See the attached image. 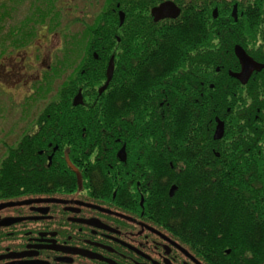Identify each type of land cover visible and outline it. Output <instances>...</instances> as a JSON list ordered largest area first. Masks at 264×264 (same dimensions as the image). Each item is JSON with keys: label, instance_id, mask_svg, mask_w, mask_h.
I'll return each instance as SVG.
<instances>
[{"label": "flooded vegetation", "instance_id": "flooded-vegetation-1", "mask_svg": "<svg viewBox=\"0 0 264 264\" xmlns=\"http://www.w3.org/2000/svg\"><path fill=\"white\" fill-rule=\"evenodd\" d=\"M168 3L177 7L179 16L156 18L153 10ZM84 4L89 10L82 27L107 10L108 0ZM114 6L119 44L112 56L118 107L114 145L86 143L79 150L43 145L42 134L54 130L41 123L35 86L63 49L44 67V58L32 46L43 30L51 33L49 26L39 29L28 48L0 59V69L8 71L0 74L2 80L18 59L21 69L13 82L28 90L24 103L6 107L7 91L1 88L6 85L0 82V181L5 179L4 166H16L23 185L0 191V264H264V166L262 175L241 178L248 187L247 199L249 183H261L259 201L250 205L248 200L245 211L257 220L251 225L259 233L256 242L248 236L249 225L225 235L218 232L211 249L193 246L182 240V229L169 216L181 209L178 188L161 192L167 182L165 168L177 167L182 174L187 165L211 166L217 173L220 165H229L227 154L235 152L244 154L249 166L252 149L264 165V0H115ZM23 8L26 16L28 3ZM191 22L196 53L202 57L197 68L210 72L198 81L197 93L212 107L195 137L199 159L190 161L187 152L193 150H186L185 142L171 144L169 107L172 100H182V48L172 51L173 64L156 73L151 89L138 92L137 78L160 66L161 56L170 50V30L186 29ZM126 34L131 48L124 44ZM88 52L97 64L102 61L99 51ZM99 90L100 97L104 93ZM82 101L80 105L83 95ZM71 130L73 139L82 132L86 141L108 132L98 130L91 137L92 130ZM71 164L81 175V187ZM230 179L240 178L216 175L215 182ZM158 183L164 184L163 190L156 188Z\"/></svg>", "mask_w": 264, "mask_h": 264}, {"label": "trees", "instance_id": "trees-1", "mask_svg": "<svg viewBox=\"0 0 264 264\" xmlns=\"http://www.w3.org/2000/svg\"><path fill=\"white\" fill-rule=\"evenodd\" d=\"M114 1L108 0L107 10L99 14L94 22L84 23L82 30L78 33L62 36L63 52H60L59 56L57 55L59 59L53 62L51 70L44 72L42 80L35 86L36 93L34 95H38L39 98L41 96L47 102L40 110L41 123L44 128L54 130L42 134V143L45 147L52 144L61 148L72 147L79 150L80 146H84L86 143L115 144V128L118 123L115 75L104 94L98 96V90L105 82V72L109 60L116 53V48L119 47L116 40L118 35L116 15L112 11L115 8ZM26 3H28V11L25 18L20 21V26L8 30L6 35L0 33V59L12 51L28 48L41 28L49 26L51 33L58 31L61 14L55 0H0V13H2L0 14V27L2 20L6 21L16 8H23ZM128 29L131 33V24ZM170 32L172 37L168 44L169 52L161 56L160 66L150 68L149 75L140 74L137 78L138 92L151 89L152 83L156 81L154 79L156 73L167 67L169 63L173 64L172 51L176 47L182 48V100H172L169 107L170 128L173 130L171 144L183 145L185 142L186 150H193L187 152L190 161L198 160L199 156L195 158V137L200 127H204V120L210 119L212 104L210 101L201 100L197 88H199L198 81L201 78H208L210 72L197 68V64L202 63L199 60L202 57L196 53L194 38L196 31L193 23H188L186 29L176 28L171 29ZM125 43H128L129 48L132 47L129 34L125 35ZM88 50L99 51L102 61L99 64L93 61L91 52ZM70 70H74L72 75H69ZM80 91L84 97V104L74 107L73 98ZM30 99L33 102L36 100ZM71 129L92 130L89 131L91 137L96 136L98 130L106 129L108 132L101 133L99 139L86 141V139H82V132L76 136L79 138L78 140L73 139L75 136L71 135ZM87 134L86 132L85 135ZM103 137L105 139H101ZM250 148L252 149V147ZM173 153L172 155H176L177 151ZM183 153L182 148V160ZM243 155L238 156L237 152L234 153V156L227 154L225 160L229 162V165H220L217 173L213 172L211 166L187 165L185 168L182 167V174L178 173L177 167L174 170L165 168L167 181L165 189L163 190L162 187L164 184L160 183L156 185V188L159 191L163 190L161 192L166 194L171 186L174 185L178 188L176 199H182V205L179 206L181 209L176 213H170L169 216L182 229V240L185 239L196 247L202 246L211 249V243L215 240L218 232L225 235L230 229H233L232 231L234 228L237 230H239L238 228L246 229L249 225L250 230L247 233L250 240L252 242L258 240L259 233L251 226L257 223V220L251 212L246 215L245 211L249 207L248 200L251 202L250 205H255L254 201H259L261 183H249L250 197L247 199L244 194L248 187L241 178L262 175L261 170L264 165L260 164L257 152L253 153V149L249 151V166L245 164L246 158ZM14 167L4 166L2 168V176L5 179L0 181V191H12L23 186L20 184L22 182L21 168ZM216 175L239 177L240 179L216 183ZM28 184L34 185L33 182H28ZM73 185L76 186V183ZM221 185H223L222 188Z\"/></svg>", "mask_w": 264, "mask_h": 264}, {"label": "rangeland", "instance_id": "rangeland-1", "mask_svg": "<svg viewBox=\"0 0 264 264\" xmlns=\"http://www.w3.org/2000/svg\"><path fill=\"white\" fill-rule=\"evenodd\" d=\"M84 2L85 0H79L75 3L73 2V0H58V10L61 14L58 22V31L55 34H51L43 30L40 34V37L35 41L34 45L32 46V49L37 50V53H40L41 57L44 58V63H42V66L47 67L50 64L53 55L57 53L58 50L63 49V35L76 34L78 33V31L82 30V19H88L86 13L89 10L88 7L87 9L84 8L86 7ZM91 10L93 11V9ZM24 12V8L18 7L11 13V15L7 18L6 21L2 20L0 33L6 35V32L8 30H11L13 27L18 28V26H20V21L25 17ZM15 55L16 56L14 57L18 58V55L20 54ZM13 62L15 65V69H9L10 76L5 78L4 80L0 78V82H3L6 85L1 87L5 91H7L6 94L3 96V106L5 105L6 107L7 105L10 107L12 104L15 103H24V99L26 98V95L28 93L27 88L22 86L23 84L18 85L17 82H13L16 77L19 78V68L21 69V65H18V59ZM5 72L8 73V71H6V68L0 69V74ZM37 102L41 103L40 107L37 105V111H39L40 108H43L44 104L47 103L42 99L41 96L40 98H38ZM32 110H35V107H33ZM18 111H20V109ZM12 112L15 111L12 110ZM15 115L19 116L20 113H17Z\"/></svg>", "mask_w": 264, "mask_h": 264}, {"label": "water", "instance_id": "water-1", "mask_svg": "<svg viewBox=\"0 0 264 264\" xmlns=\"http://www.w3.org/2000/svg\"><path fill=\"white\" fill-rule=\"evenodd\" d=\"M173 14H172V13ZM179 10L177 9V7L172 4V3H168V4H163L162 6H160L159 8H156L153 10V15L157 18L158 16L161 17H168V18H177V16H179ZM240 56V55H239ZM240 58H242V56H240ZM114 70H115V65H114V58L112 57V59L110 60L108 69H107V80L105 85L99 90V94H103L107 88L109 87L113 77H114ZM245 72L247 74H250L248 69L245 70ZM82 95L81 93H79L75 100H74V106H79L80 104H82ZM70 163V162H69ZM72 166V164H71ZM75 172H77V175L79 176V185L81 187L82 183H81V175L78 173L77 169L74 168L73 166L71 167ZM175 191V188H172L171 190V194L173 195Z\"/></svg>", "mask_w": 264, "mask_h": 264}]
</instances>
